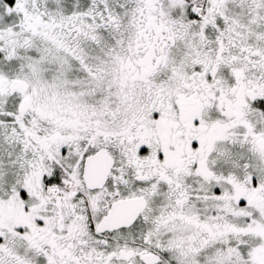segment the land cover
<instances>
[{"label": "snow or ice", "instance_id": "snow-or-ice-1", "mask_svg": "<svg viewBox=\"0 0 264 264\" xmlns=\"http://www.w3.org/2000/svg\"><path fill=\"white\" fill-rule=\"evenodd\" d=\"M0 264H264V0H0Z\"/></svg>", "mask_w": 264, "mask_h": 264}]
</instances>
